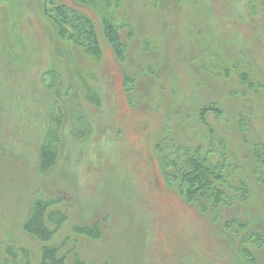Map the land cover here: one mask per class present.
Returning <instances> with one entry per match:
<instances>
[{
  "label": "rangeland",
  "instance_id": "rangeland-1",
  "mask_svg": "<svg viewBox=\"0 0 264 264\" xmlns=\"http://www.w3.org/2000/svg\"><path fill=\"white\" fill-rule=\"evenodd\" d=\"M55 1L93 21L102 56L92 59L58 38L44 15L47 0H0V254L12 243L40 264L42 244L23 223L33 200L42 197L60 199L57 209L68 216L48 245L74 246L85 264H247L236 239L165 180L155 147L168 135L184 144L197 141L199 108L217 103L223 116L208 121L248 177L245 217L264 228V186L253 175L251 149L238 125L250 107L264 109V99L242 97L238 75L216 76L205 68L215 52L230 66L244 58L264 84V0H123L118 19L132 31L122 32L124 61L94 10ZM49 70L60 78L63 110L73 122L81 114L89 134L77 140L70 119L60 160L43 175L38 148L47 123L34 114L44 109L42 76ZM127 77H134L133 86ZM93 224L100 239L73 231Z\"/></svg>",
  "mask_w": 264,
  "mask_h": 264
},
{
  "label": "trees",
  "instance_id": "trees-1",
  "mask_svg": "<svg viewBox=\"0 0 264 264\" xmlns=\"http://www.w3.org/2000/svg\"><path fill=\"white\" fill-rule=\"evenodd\" d=\"M74 1L90 7L98 14L109 45L116 57L124 61L127 45L122 32L127 30L128 35L131 36L132 31L124 20L118 19V11L123 0ZM257 1L259 0H249L251 3ZM43 10L46 18L54 25L59 39L82 50L92 59H100L101 43L95 25L87 14L66 4H58L55 0H47ZM5 51L6 48L3 47L2 53ZM222 55L217 52L211 55L209 58L211 63L205 66L206 70L216 76L238 75L242 81L241 87L245 88L241 96L246 99L251 93L263 100L264 84L248 72L250 67L245 59L241 58L230 66L226 57ZM42 78L45 105L43 110L34 114V117L41 118L42 123H47L44 138L38 148V169L44 175L57 166L63 149L62 131L69 125L70 119L73 122L74 118H69V110L62 108V103L65 101L57 97L60 78L56 72L49 70ZM126 81L127 86H133L135 83L134 77H127ZM247 106L249 107L250 104L246 101L245 107ZM249 109L247 117L240 114V118L242 115L243 117L238 125L244 145L251 149L255 163L253 175L257 182L264 186V137H262L264 109L261 107L258 110L251 107ZM210 116L216 120L222 118L223 111L217 103L199 108L198 117L202 134L195 142L180 143L171 135L158 140L155 148L161 156L162 173L165 180L170 185L176 186L188 203L193 204L213 224L223 232H229L236 239L237 252L247 264L264 263V228L252 224L243 212L251 197L248 177L239 162L231 160L230 146L218 133L217 128L209 123ZM75 119L73 122L75 132L72 131V134L77 140H83L89 134L85 119L78 113ZM61 202L60 199L42 197L34 199L23 223V231L42 244L40 264H68L69 255H72L74 264H85L75 252L74 246L66 249L64 244L48 245L53 243L68 221L67 214L57 209ZM73 231L93 240L100 239L102 235L98 224L75 226ZM2 249L0 264L33 263L31 253L26 248L8 243Z\"/></svg>",
  "mask_w": 264,
  "mask_h": 264
}]
</instances>
